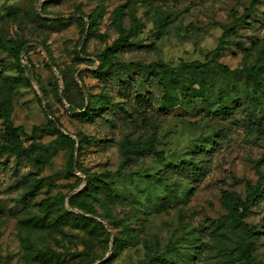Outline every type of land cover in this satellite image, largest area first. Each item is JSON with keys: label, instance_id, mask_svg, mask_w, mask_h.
Here are the masks:
<instances>
[{"label": "rangeland", "instance_id": "374dc122", "mask_svg": "<svg viewBox=\"0 0 264 264\" xmlns=\"http://www.w3.org/2000/svg\"><path fill=\"white\" fill-rule=\"evenodd\" d=\"M251 1L223 0L203 13L146 0H0V39L28 45L17 59L0 49V105L9 107L10 121L22 130L25 147L43 146L39 176L46 180L34 212L0 196V264H140L155 258L192 263L194 250L203 241L205 221L218 222L224 214L219 190L244 198L248 184L264 187V161L258 162L256 150L235 146L217 154L211 173L196 188L179 179L159 183L155 175L188 163L198 149H210L220 126L217 117L210 116L220 98L231 108L245 105L251 97V80L226 73L219 65L229 71L256 69L262 78L258 95L264 101V0L248 12L254 25L236 23L222 52H214L225 28L245 14ZM120 15L126 26L115 32ZM80 20L101 39L111 29L101 46L89 42L86 56L80 54ZM122 39L153 45L171 67L208 63L210 72L201 96L189 74L187 87L181 83L173 87L175 102L169 105L157 145L163 161L153 159L145 167L107 178L94 143L81 152L77 146L82 135L98 139L100 133L75 119L61 97L65 81L84 96L96 93L92 72L101 67L104 49ZM110 63L122 72L129 68L128 77L139 72L117 54L110 55ZM256 115L264 121V106L257 107ZM72 155L73 174L67 169ZM8 180L9 173L0 172V185ZM73 198L79 207L91 206L94 215L72 207ZM263 219L264 205L250 210L244 229L222 225L201 264H225L247 243L253 245L255 262L264 264V235L257 237L264 231ZM245 230L254 232L248 235Z\"/></svg>", "mask_w": 264, "mask_h": 264}, {"label": "trees", "instance_id": "16d2710c", "mask_svg": "<svg viewBox=\"0 0 264 264\" xmlns=\"http://www.w3.org/2000/svg\"><path fill=\"white\" fill-rule=\"evenodd\" d=\"M151 5H183L188 10L206 13L215 4L223 0H146ZM261 0H252L250 8L243 16L232 25L225 28L220 38L219 45L215 49L219 55L227 44L226 36L233 32L236 23L243 22L246 26L254 23L248 18V12ZM115 32H122L126 23L122 16L116 18ZM81 26V50L80 54L86 56L89 42L103 44L110 36V28L107 29L104 39L94 35L92 29L82 20ZM24 41L12 39H0V49L14 58L27 48ZM101 67L92 72L97 81L98 91L94 94L82 95V91L75 84L64 82L61 99L71 107V115L81 121L89 123L95 131L100 133V138L94 139L85 135L78 140V152L84 146L94 143L96 152L104 159L103 174L107 178H117L124 171L145 167L150 160L163 161V153L158 151L159 133L161 125L168 120L167 110L173 105L175 97L173 87L181 83L186 85V75L189 74L193 84L198 85V96H201L206 87V78L210 72V64L191 62L171 67L165 64L161 54L153 45H139L122 39L121 42L110 48L104 49ZM117 54L123 59V63L139 71L130 77V69L121 71L120 68L112 69V63L107 65L110 55ZM226 73H234L245 76L252 82V95L248 102L234 107H228L223 98L219 99L216 112L210 117H217L219 127L214 133V141L210 149H198L191 155L188 163L167 167L159 171L155 177L159 183L179 179L186 181L196 188L199 183L211 173L214 162L218 160L220 151H227L235 146H243L247 150H256L259 161H264V121L257 120V107L264 106V101L258 95L262 78L254 68L242 67L229 71L227 67L219 65ZM2 72L0 70V78ZM74 88H77L76 91ZM264 88V87H263ZM195 98V95H191ZM209 116V115H208ZM58 125V123H56ZM58 134L66 138V135ZM24 136L20 128L13 127L9 107L0 105V172L9 173V180L0 185V196L12 200L21 205L25 210L34 212L39 208L37 198L43 193L46 180L40 177L44 163L43 146L31 143L24 146L20 140ZM72 151L73 141L70 140ZM2 157H10V161H1ZM76 157L71 156L67 165L68 172L73 174ZM50 185H48L49 187ZM221 206L224 214L218 222L206 220L201 228L203 240L201 245L194 250L192 263L201 264L204 252L212 249V238L222 225L234 228H246L245 219L252 208H260L264 205V187L259 183L254 186L247 185L244 198L229 194L225 189H220ZM72 207H77L82 214L94 215L92 207H79L70 200ZM84 221H88L83 215H78ZM91 220V219H90ZM35 222H41L34 218ZM264 222V219H263ZM246 234L254 232L246 231ZM264 235V231L257 234L258 238ZM253 245L247 243L241 246L236 255L229 257L225 264H257L253 256ZM140 264H172L169 260L155 258L148 263Z\"/></svg>", "mask_w": 264, "mask_h": 264}]
</instances>
